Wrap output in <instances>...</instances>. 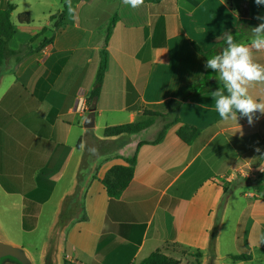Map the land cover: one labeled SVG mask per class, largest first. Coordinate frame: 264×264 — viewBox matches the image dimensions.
Returning a JSON list of instances; mask_svg holds the SVG:
<instances>
[{
	"label": "crops",
	"instance_id": "0c3cea01",
	"mask_svg": "<svg viewBox=\"0 0 264 264\" xmlns=\"http://www.w3.org/2000/svg\"><path fill=\"white\" fill-rule=\"evenodd\" d=\"M7 1L0 0V9ZM112 11L111 20L101 17ZM259 17H264V6L251 0L241 26L246 34L237 43L250 45L253 28L264 23ZM238 25L230 0H163L136 8L124 0H102L88 5L80 22H67L41 52L20 63L10 57L0 66V175L9 179L14 192L0 186L6 195L20 197L4 208L20 209L22 229L29 233L49 219L41 248L26 249L33 264H46L48 256L53 264H142L157 251L177 259L184 251L193 258V253L209 249L223 186L240 174V165L248 169L245 177L264 171V114L254 113L251 124L239 114L237 121H224L215 110L216 92L183 103L182 122L170 127L160 143H153L163 128L158 119L134 135L105 138L104 130L144 120L146 109L167 113L176 90L219 78L216 70L207 71L191 41L209 51ZM36 34L19 43L16 34L10 48L18 51ZM250 54L264 66V49L250 48ZM105 58L101 94L87 108ZM249 94L264 101V82H253ZM94 106L95 127L88 129ZM122 113H127V122L116 120ZM185 124L202 131L192 145L177 136ZM87 155L93 158L84 174L87 219L79 221L76 214L60 226L64 202L77 189ZM134 157V179L110 203L101 180L112 167L126 166V159ZM215 190L219 198L214 202ZM235 193L237 189L226 200L219 229ZM244 196L264 205L253 188ZM25 219L28 225L36 220L33 230H25Z\"/></svg>",
	"mask_w": 264,
	"mask_h": 264
},
{
	"label": "trees",
	"instance_id": "16d2710c",
	"mask_svg": "<svg viewBox=\"0 0 264 264\" xmlns=\"http://www.w3.org/2000/svg\"><path fill=\"white\" fill-rule=\"evenodd\" d=\"M72 1L73 0H62L63 9L58 14H54L50 16V22H55L53 27L55 31H58L64 26H66L68 9ZM162 1L163 0H143V3H160ZM230 1L234 6L235 12H237L239 16V25L236 28L229 30L226 36L220 41H218L213 47V49L209 51H205L198 43H196L195 41H191V45L194 48V50L205 59L206 63L210 56L222 54L226 50V48L228 47L227 39L229 35L233 37V43H237L241 39L240 29L242 30L241 28L242 22L248 16L249 3L251 0H230ZM16 9H17L16 6L12 4L9 0L7 1L6 7L0 9V66L3 65L4 62L10 57H16L17 63H20L26 57L41 52L46 46L51 44L55 39L56 33H54L51 37H44L37 48L28 50L27 53H23L21 50L18 51L12 50L10 48V43L17 34V27L12 19L13 13L16 11ZM18 20H19V24L21 25L31 24L32 23L31 13L30 12L23 13L22 15L19 16ZM117 20H118V15L116 14V16L114 17L111 23L109 31L111 30V27L114 26ZM252 22L256 23L255 21ZM47 31L48 28L44 27L38 34H36L31 38V42L34 43L35 41L40 39L41 36ZM105 70H106V58L103 60L98 70L96 87L90 94V97L88 99L89 103H92L95 100H97L101 94L102 84L105 76ZM207 71L210 72V68H207ZM216 92L222 93L224 95H228L225 82L217 77H212V78L210 77L209 79L205 78L203 81H200L198 83L181 87L173 93L172 98L168 103L167 113L145 110L143 114L145 116L144 120L116 125V126H108L104 130V137L113 138V137L138 134L140 132H143L151 128L154 125L156 118H162L167 121L163 125V128L161 129L157 138L153 142L155 144L160 143L164 140L166 133L170 127L176 125L179 122H182L180 118V109L183 103L193 98H196L200 95L206 93H216ZM201 132H202L201 129L189 124H185L178 128L177 136L186 145H192L199 138ZM261 146L264 148V138L262 140ZM92 160L93 158L90 155H87L83 159L79 171V182L77 189L75 193L72 196L68 197L64 202L63 210L59 218L60 226L67 225L68 223H70L73 219H75L76 214H80V217L77 219L79 221H85L87 219L85 213V206L83 202V198L85 196L84 174L85 171L91 165ZM126 161L128 165L126 166L116 165L112 167L106 173L105 177L101 180L102 184L107 190L108 196L110 198V203L117 202L120 199L124 191L130 186L132 180L135 177L136 157L132 159H126ZM8 180L9 179L7 177L0 175V184L2 185L5 191H7L8 193H12L14 191L8 185ZM243 185L251 186L254 190L261 193L264 198V171L259 175L258 179L255 180L249 177L242 176L241 174H237L236 178L232 182L226 183L223 186L225 195L219 206L220 213L222 212L226 200L230 195V193L233 190ZM220 213L217 216L215 221V226L211 231V242H210L211 247L214 246L216 243L218 229L221 221ZM24 222H25L24 223L25 230L31 231L35 228L34 227L36 222L35 219H33L31 225H28L27 219H25ZM56 239H57V235H54L51 243L53 247L56 245ZM195 256L197 258L202 257V253L197 252ZM231 258L234 261L247 262L252 259V256L246 253H241L238 255H231ZM142 264H182V261L179 259L169 257L157 251L152 253L148 258H146L142 262Z\"/></svg>",
	"mask_w": 264,
	"mask_h": 264
},
{
	"label": "rangeland",
	"instance_id": "374dc122",
	"mask_svg": "<svg viewBox=\"0 0 264 264\" xmlns=\"http://www.w3.org/2000/svg\"><path fill=\"white\" fill-rule=\"evenodd\" d=\"M3 1L5 3V0ZM101 1L102 0H73L68 9L66 25L67 22H80V19L85 16L88 5ZM11 3L17 8L13 13V22L16 26L20 25L24 28V30L19 29V32L17 31L16 42L19 43L25 40L33 33H39L44 26L48 28V31L34 43L30 40L27 44L22 45L19 50L23 53L37 48L44 37H51L54 33L57 35L65 27L55 31L53 28L55 22H50L49 17V14H58L63 9L62 0H11ZM25 12L31 13L32 23L29 25L19 24V16ZM114 13L116 12H104L101 17L103 16L105 19L109 18V20H111ZM48 22L50 23L49 26L47 25ZM244 27L242 30L240 29V37L246 34ZM39 29L41 30L39 31ZM68 33L72 34V31ZM211 70L212 69H210V71ZM89 106L90 103L87 108H89ZM160 107L161 106H159V108ZM144 111L145 110H143L142 114H144ZM116 118L118 122H127L128 115L127 113L117 114ZM157 119L161 121L163 125L167 121L162 118H156L155 120ZM237 164L239 165L241 163L237 161ZM239 167V173L247 176L248 169L242 168L243 166L241 165ZM259 172L260 171L257 169L254 173L260 175L261 172ZM259 175L252 177V179H258ZM247 187L249 189H247ZM251 189V186L243 185L237 188L238 193L231 196L221 227L218 229V235L214 246L211 247L210 245L209 249L205 252L200 251L202 257L199 258L195 256L196 252L192 254L194 257L191 258L186 251L183 252L182 256L177 255L176 258L181 260L182 264H264V205H257V203H254V199L244 196L248 191H251ZM213 195V201L215 202L219 198L218 190H215ZM14 201H20V197H10L6 195L0 186V223L2 224L0 228V241L22 247L25 250L40 249L47 237L49 219H43L40 228L35 232H25L21 226L20 209L12 208L6 210L4 208V206ZM220 215H222V213H220ZM199 241L200 243L203 242V235H199ZM241 253L251 255L252 259L247 262H241L234 261L231 258V255H238Z\"/></svg>",
	"mask_w": 264,
	"mask_h": 264
},
{
	"label": "clouds",
	"instance_id": "9594fccd",
	"mask_svg": "<svg viewBox=\"0 0 264 264\" xmlns=\"http://www.w3.org/2000/svg\"><path fill=\"white\" fill-rule=\"evenodd\" d=\"M124 3L136 8L143 0H124ZM255 4L264 6V0H255ZM259 19L264 20V17ZM253 33L250 45L233 43V37L229 35L226 50L207 60L206 67L219 73L228 92V95L218 93L214 103L216 113L224 121H237L239 114L251 124L254 113L264 114V101L258 102L249 94V86L253 82H264V66L256 63L250 54V48L256 51L264 49V23L253 28ZM257 151L261 150L258 148Z\"/></svg>",
	"mask_w": 264,
	"mask_h": 264
},
{
	"label": "water",
	"instance_id": "95a60500",
	"mask_svg": "<svg viewBox=\"0 0 264 264\" xmlns=\"http://www.w3.org/2000/svg\"><path fill=\"white\" fill-rule=\"evenodd\" d=\"M95 110L96 106L90 109V114L85 124V127L88 129L95 127ZM6 257L13 258L18 262V264H33L24 248L0 241V263L2 258ZM51 262V258L48 256L46 259V264H53Z\"/></svg>",
	"mask_w": 264,
	"mask_h": 264
},
{
	"label": "flooded vegetation",
	"instance_id": "af4514ba",
	"mask_svg": "<svg viewBox=\"0 0 264 264\" xmlns=\"http://www.w3.org/2000/svg\"><path fill=\"white\" fill-rule=\"evenodd\" d=\"M0 264H18V262L14 260L13 258L6 257V258H2Z\"/></svg>",
	"mask_w": 264,
	"mask_h": 264
}]
</instances>
